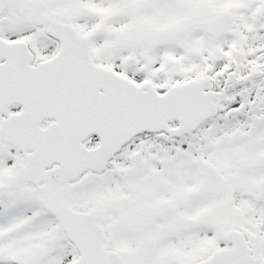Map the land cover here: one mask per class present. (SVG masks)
I'll list each match as a JSON object with an SVG mask.
<instances>
[{"label": "snow or ice", "instance_id": "obj_1", "mask_svg": "<svg viewBox=\"0 0 264 264\" xmlns=\"http://www.w3.org/2000/svg\"><path fill=\"white\" fill-rule=\"evenodd\" d=\"M0 264H264V0H0Z\"/></svg>", "mask_w": 264, "mask_h": 264}]
</instances>
